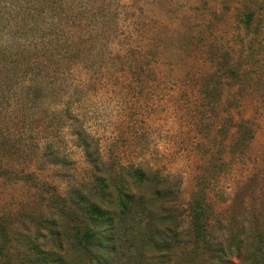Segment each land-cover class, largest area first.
<instances>
[{"label": "rangeland", "instance_id": "374dc122", "mask_svg": "<svg viewBox=\"0 0 264 264\" xmlns=\"http://www.w3.org/2000/svg\"><path fill=\"white\" fill-rule=\"evenodd\" d=\"M195 207L264 261V0H0V264H210Z\"/></svg>", "mask_w": 264, "mask_h": 264}, {"label": "trees", "instance_id": "16d2710c", "mask_svg": "<svg viewBox=\"0 0 264 264\" xmlns=\"http://www.w3.org/2000/svg\"><path fill=\"white\" fill-rule=\"evenodd\" d=\"M132 202H133L132 199L127 198V197L123 199L122 198L119 199V205L121 207V214L122 216H124L123 218L125 220H129L128 218L135 216V214L133 212L131 213L130 211ZM88 206L90 208L91 216L94 219L100 218V219L110 220V216H109L110 213L108 212V210L103 209V207H100L99 205L95 203H89ZM111 217H113V215H111ZM113 221L114 222H112V227L109 228V233L111 234L109 240L112 243L116 242L117 240V238L116 237L114 238V236L115 235L118 236L120 231L124 229L123 227L116 226L117 218H114ZM132 229H133V232H135L137 236L143 234V232L138 231L137 227H133ZM192 229L194 231V234L196 235L197 240L201 243L200 247L206 248L207 252H209L210 264H238L234 262V260H232L231 258L227 259L226 256L229 254V252H231L232 249L236 251L240 250L241 248L240 240H238L235 244L231 243V245H227V246H222L221 243L214 244V243L209 242L206 237V233L208 234V232H207V227H206V223L204 219V209L201 210L200 207H195V209H193ZM241 234H244V233H241ZM243 262L244 260H242L240 264H243ZM254 264H264V261L260 260L259 258H256L254 261Z\"/></svg>", "mask_w": 264, "mask_h": 264}]
</instances>
